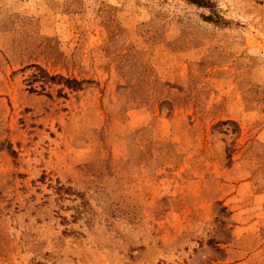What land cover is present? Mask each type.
I'll use <instances>...</instances> for the list:
<instances>
[{"label":"rangeland","instance_id":"rangeland-1","mask_svg":"<svg viewBox=\"0 0 264 264\" xmlns=\"http://www.w3.org/2000/svg\"><path fill=\"white\" fill-rule=\"evenodd\" d=\"M0 264H264V0H0Z\"/></svg>","mask_w":264,"mask_h":264},{"label":"trees","instance_id":"trees-1","mask_svg":"<svg viewBox=\"0 0 264 264\" xmlns=\"http://www.w3.org/2000/svg\"><path fill=\"white\" fill-rule=\"evenodd\" d=\"M43 72V71H42ZM53 80L55 79V78H52ZM74 83H78V82H76V81H73ZM66 83H72V81H70V80H66Z\"/></svg>","mask_w":264,"mask_h":264}]
</instances>
